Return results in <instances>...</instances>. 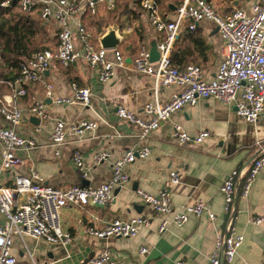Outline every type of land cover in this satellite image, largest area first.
<instances>
[{
    "label": "crops",
    "instance_id": "0c3cea01",
    "mask_svg": "<svg viewBox=\"0 0 264 264\" xmlns=\"http://www.w3.org/2000/svg\"><path fill=\"white\" fill-rule=\"evenodd\" d=\"M256 0H209L221 16L229 15L235 8L249 10ZM179 2V3H178ZM182 0H165L159 4V11L165 20L175 17V10ZM133 4L127 9L108 15L105 6L97 9L90 17L82 15V20L91 30V44L101 45V39L110 30L118 39L116 47L124 54L126 65L116 67L114 76L101 82L94 68L78 60L68 67L52 62L44 72L42 80L26 84V95L18 104L23 109V117L17 131L35 140V146L28 150L17 149L22 162L5 170L2 181L13 185L14 175H30L35 170L45 183L59 188L73 185H99L106 182L112 173V163L123 150L130 147L148 146L146 158H137L124 167L128 180L114 190V199L108 205L89 203L83 207L69 205L61 210V226L70 234L67 243H50L43 239L14 235L11 252L18 264H27L31 257L37 264H91L88 259L103 250L111 252L112 261L103 264H208L216 235L222 232L228 218L223 210L224 199L219 188L226 175L233 169L247 168L255 156V143L264 142V109L255 122H249L235 113L232 105L214 98L199 99L194 105H186L174 112L169 119L145 136L141 129L116 114L117 106H123L138 116L146 117L143 106L147 101L157 99L165 102L181 86L161 87L155 93L150 76L136 72L132 66L139 46L149 50L156 47L164 32L153 28L143 8L134 11ZM20 10V9H19ZM40 18L41 26L49 27L38 38L42 47L55 48L58 26L55 21L45 22L40 17V7L29 11ZM98 23L93 28L92 19ZM109 28V29H108ZM108 29V30H107ZM32 51H28L29 54ZM32 54V53H31ZM226 55V48L216 24L201 20L192 31L183 26L171 47V63L183 68L194 63L203 70L205 79H210ZM111 59L112 55L109 53ZM16 69L0 60V94L11 93L5 81H13ZM44 83L52 84V95L45 94ZM85 86L90 90L88 105L81 103L55 102V98L70 96L72 85ZM32 98L44 102L46 116L39 118L30 112ZM57 119L65 122H79L89 119L97 122V127L82 139L71 137L61 145H53L50 132ZM178 123L189 134L195 135L208 130L210 136L201 143L180 144L172 136L173 124ZM8 123L0 115V127ZM80 150L87 172L82 177L72 161L74 150ZM59 150V154L55 151ZM108 151L109 157L96 163L93 154ZM2 147L0 146V158ZM171 170H177L179 182L168 188L174 209L197 200L215 214L210 220L207 212L200 215L189 214L188 220L180 226L170 225L164 232L158 228L170 214H162L144 203L137 190L141 189L158 195ZM242 179L237 181L232 203V213L236 229L243 235V241L231 262L223 264H264V168L261 169L246 197L240 194ZM143 215L149 218L148 226H141L134 237L98 238L87 232V227L101 228L113 218L127 219ZM262 217L259 224L249 221L251 217ZM4 221L0 214V224ZM146 248L142 253L140 249Z\"/></svg>",
    "mask_w": 264,
    "mask_h": 264
},
{
    "label": "built area",
    "instance_id": "2783aa9c",
    "mask_svg": "<svg viewBox=\"0 0 264 264\" xmlns=\"http://www.w3.org/2000/svg\"><path fill=\"white\" fill-rule=\"evenodd\" d=\"M147 14L149 24L157 31L164 32L163 38L157 43L158 57L152 60L150 50L143 44L134 58L132 66L136 72L150 76L153 80L155 93L161 87L171 85L181 86L180 91L173 92L163 103L157 99L147 101L143 106L146 117L138 116L123 106H117L116 114L141 129V136L147 135L159 127L160 123L186 105H194L199 99L214 98L224 104L232 105L237 116L249 122H255L264 109V0H256L249 10L235 8L229 15L221 16L207 0H182L176 7L175 17L165 20L159 11L156 0H139ZM9 0H3L0 5L7 6ZM39 4L40 17L43 21H55L58 26L55 48H42L30 54L18 64V70L13 81H5L11 93L0 94V115L8 123L0 127V214L4 221L0 224V264H18L17 257L11 252L13 236L23 239L32 237L43 239L50 243H67L70 234L61 226V210L69 205L83 207L89 203L108 205L114 199V190L128 180L124 167L137 158H146L150 153L148 146L130 147L123 150L112 163L110 178L99 185H73L67 188L55 187L45 183L33 170L30 175L16 174L13 185L7 186L2 181L5 170L21 164V158L16 155L17 149L28 150L35 146V140L20 134L16 127L23 117V109L18 104L26 95V84L42 80L44 72L52 62H58L63 67L84 61L94 68L101 82H107L115 73L116 67L126 65L123 52L116 46L106 48L91 44V30L82 20V15L93 16L99 6L107 10L115 8V0H18L22 12L30 11L32 6ZM201 20H209L216 24L226 48V55L220 62L216 72L210 79H205L202 68L194 63L178 68L171 63L170 51L180 29L192 31ZM112 55L110 59L108 54ZM45 94L52 95V84L44 83ZM55 102L81 103L88 105L90 90L85 86L72 85L70 96L55 98ZM32 114L39 118L46 116L44 102L32 98L29 106ZM97 122L81 120L65 122L57 119L50 132L49 139L53 145H61L69 138L82 139L95 130ZM172 136L180 144L201 143L210 136L208 130L195 135L186 132L178 123L173 124ZM255 156L247 168L233 169L224 178L219 190L223 195V210L229 214L222 232H218L212 251L208 256V264H223L231 262L242 244L243 235L236 229L232 203L237 181L242 179L240 194L246 197L253 185L258 172L264 168V142L255 143ZM59 154V150L55 151ZM109 157L108 151H98L93 154L96 163ZM72 161L82 177L87 172L80 150H74ZM177 170H171L164 181L158 195H153L141 189L137 194L141 200L162 214H170V219H163L159 232H164L170 225L180 226L188 220L189 214L200 215L207 212L210 220L215 214L202 201L174 209L168 188L179 182ZM250 222L259 224L262 217H251ZM149 218L143 215L127 219L113 218L103 227H87V232L98 238L134 237L141 226H148ZM142 253L146 248L140 249ZM27 264H37L30 254ZM109 250H103L88 259L91 264L111 262ZM178 264H184L182 261Z\"/></svg>",
    "mask_w": 264,
    "mask_h": 264
},
{
    "label": "trees",
    "instance_id": "16d2710c",
    "mask_svg": "<svg viewBox=\"0 0 264 264\" xmlns=\"http://www.w3.org/2000/svg\"><path fill=\"white\" fill-rule=\"evenodd\" d=\"M2 1L3 0H0V3ZM9 1L10 4L7 6L0 5V60L6 62L8 66L16 69L17 74L19 62L29 57L31 53L45 48L41 46L40 42H38V38H41L43 33L48 36L49 27L47 26L44 28L41 26L40 18L38 16L31 15L29 11L22 12L19 10L18 0ZM156 1L158 4H161L165 0ZM115 2V10L108 12V15L115 16L116 11L127 9L128 5L131 3L133 4L132 6L135 7V12L142 8L139 0H115ZM37 7H39V4L32 6L30 11ZM100 21H98V23H100ZM91 22L93 24H98L94 18ZM32 50L35 51L30 52L29 54L28 51Z\"/></svg>",
    "mask_w": 264,
    "mask_h": 264
},
{
    "label": "water",
    "instance_id": "95a60500",
    "mask_svg": "<svg viewBox=\"0 0 264 264\" xmlns=\"http://www.w3.org/2000/svg\"><path fill=\"white\" fill-rule=\"evenodd\" d=\"M117 42H118V39L115 36V31L110 30L101 39V46L106 47V48H110V47L116 46ZM150 57L152 60H155L158 57V52L156 50V47H154L150 50Z\"/></svg>",
    "mask_w": 264,
    "mask_h": 264
},
{
    "label": "rangeland",
    "instance_id": "374dc122",
    "mask_svg": "<svg viewBox=\"0 0 264 264\" xmlns=\"http://www.w3.org/2000/svg\"><path fill=\"white\" fill-rule=\"evenodd\" d=\"M100 7V6H99ZM115 9H113L112 11H114ZM112 11H107V12H112ZM93 28H94V30H96L97 28H96V25L95 24H93ZM109 29V28H108ZM107 29V30H108Z\"/></svg>",
    "mask_w": 264,
    "mask_h": 264
}]
</instances>
